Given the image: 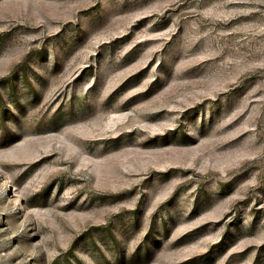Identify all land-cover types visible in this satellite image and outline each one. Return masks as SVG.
Listing matches in <instances>:
<instances>
[{
    "label": "rangeland",
    "instance_id": "obj_1",
    "mask_svg": "<svg viewBox=\"0 0 264 264\" xmlns=\"http://www.w3.org/2000/svg\"><path fill=\"white\" fill-rule=\"evenodd\" d=\"M0 264H264V0H0Z\"/></svg>",
    "mask_w": 264,
    "mask_h": 264
}]
</instances>
